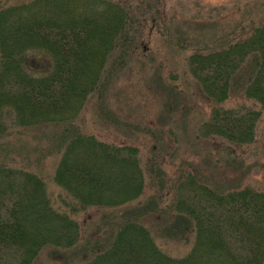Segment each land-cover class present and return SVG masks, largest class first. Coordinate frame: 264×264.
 Segmentation results:
<instances>
[{"label":"rangeland","instance_id":"1","mask_svg":"<svg viewBox=\"0 0 264 264\" xmlns=\"http://www.w3.org/2000/svg\"><path fill=\"white\" fill-rule=\"evenodd\" d=\"M31 1L0 0V10ZM91 2L97 13L107 10L106 2L115 4L127 18L125 32L106 61L99 90L78 112L57 116L61 122L25 127L11 108H4L0 112V169L40 177L54 205L70 214L64 205L74 202L69 188L55 181L70 140L87 135L110 145L138 147L145 195L127 213L141 216L153 232L158 227L159 235L163 234L162 238L157 234L161 250L181 259L193 245L188 243L189 236L176 234V223L168 216L180 195L187 194L182 186L188 175L196 177L197 186L189 191L197 197L195 208L205 203L200 186L217 192L250 188L264 193V104L245 95V88L255 84L252 79L263 61L258 41H263L259 37L264 32V0ZM78 4L81 11L88 6L84 0ZM244 53H248L246 62L240 63L230 81L226 101L217 102L215 91L227 85H208L214 90L208 94L193 75L192 69L199 65L197 57L229 54L236 60ZM25 57L32 71H51L52 58L45 52H30ZM4 60L0 49V66ZM229 110L236 115L256 114L250 142L238 144L221 136L203 135V126L212 122L217 112ZM121 212L93 207L75 218L70 214L80 224V240L71 248L48 245L31 264H90L98 252L109 248ZM261 235L263 248L257 256L264 264V230ZM23 254H15L7 264H23L27 258Z\"/></svg>","mask_w":264,"mask_h":264},{"label":"trees","instance_id":"2","mask_svg":"<svg viewBox=\"0 0 264 264\" xmlns=\"http://www.w3.org/2000/svg\"><path fill=\"white\" fill-rule=\"evenodd\" d=\"M78 1L34 0L0 10V49L5 59L0 66V112L11 108L25 127L61 122L57 116L63 112H78L99 90L106 61L125 32L127 18L115 4L106 2L107 10L97 13L92 0H84L88 5L82 7L84 11ZM262 36L264 32L259 37L262 45L258 43L264 52ZM37 51L52 58L49 73L29 69L25 55ZM247 55L236 60L229 54L216 55L219 58L213 55L212 59L198 56L193 75L208 94L214 93L208 85H227L215 91L217 102L226 101L228 85ZM262 60L252 79L255 84L245 88V95L264 104V85H260L264 56ZM244 115L230 110L217 112L202 133L238 144L250 142L257 117ZM13 177L17 181L11 180ZM55 181L69 188L74 202L64 205L74 218L93 207L122 210L109 248L98 252L90 264H222V259L224 264H260L257 253L263 248L262 192L250 188L217 192L200 186L205 203L195 208L197 197L192 192L196 177L188 175L182 189L186 188L189 195H180L168 217L176 223V234L189 236L193 248L187 256L174 259L158 245L157 234L163 237L158 227L153 232L141 216L127 213L145 195L138 147L110 145L78 135L66 145ZM70 214L54 205L40 177L22 170L0 169V264L23 252L27 256L23 264H31L48 245L74 246L80 240L81 227Z\"/></svg>","mask_w":264,"mask_h":264}]
</instances>
